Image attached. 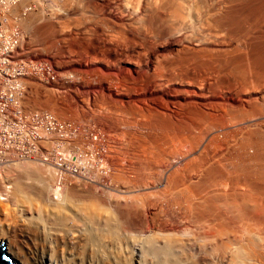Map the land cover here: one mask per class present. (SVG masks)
<instances>
[{
  "label": "bare ground",
  "instance_id": "1",
  "mask_svg": "<svg viewBox=\"0 0 264 264\" xmlns=\"http://www.w3.org/2000/svg\"><path fill=\"white\" fill-rule=\"evenodd\" d=\"M64 2L65 12L76 13L74 28L94 63L117 68L124 64L160 86L177 84L184 93L206 99L211 75L225 69L221 61L228 56L231 75L217 71L224 85L233 77L236 82V76L263 85L264 46L258 45L263 40L252 42L257 51L245 52L252 54V61L241 54L245 50L239 56L225 51L238 45L244 49L255 39L253 33L264 32V0ZM216 53L224 57L212 58ZM262 87L258 95L264 99ZM231 89L225 90L226 100H232ZM232 101H224L222 112L200 109L190 121L176 123L164 113L139 121L148 130L172 129L176 134L147 137L154 139L155 155L139 144L134 154L137 159L139 153V163L129 172L92 167L89 156L77 153L67 156L74 164L82 158L87 170L61 168L48 155L41 159L47 163L24 161L39 155L38 141L61 140L63 132L52 136L42 125L22 122L15 142L10 130L17 123L4 124L0 168L13 166L16 175L12 183L0 176V248L14 264H264V122H246L239 132L236 122L244 115L237 121L235 115L225 117L232 113ZM64 124V132L73 127ZM10 199L12 214L7 210Z\"/></svg>",
  "mask_w": 264,
  "mask_h": 264
},
{
  "label": "rangeland",
  "instance_id": "2",
  "mask_svg": "<svg viewBox=\"0 0 264 264\" xmlns=\"http://www.w3.org/2000/svg\"><path fill=\"white\" fill-rule=\"evenodd\" d=\"M28 1L30 0L23 1V4ZM32 2L33 5H31ZM21 3L17 4L16 7L15 6L13 7L11 11V15L9 17V22L15 23L18 26L21 34L23 35V42L21 43V46L18 49L17 55L21 58L46 60L47 63L52 67L51 68L52 73L55 74V77H52L51 79L50 78L40 79L38 77H30L25 79L24 80L25 93L21 101V106L23 110L27 112L30 111L37 112V111L45 110L46 112H49V114L55 115L61 122L71 123L73 126L72 129H66L65 132L63 131V136L61 140L59 139L55 141L49 139L46 141L45 139H43V141L42 140L38 141L40 150L37 152V155L38 154L39 155L37 157L35 156L36 158L26 159L24 161L29 160V161H35V162L38 161V162L47 163L46 161H44V159L43 160L41 159L42 156L43 158H45L48 155L47 157L50 156L52 160H55L54 162H59L60 163L59 166L61 168L71 167L77 171L78 170L83 171L86 169V165L84 161L83 162L80 161L82 160V158L79 161H77V163L74 164L72 163V159L70 158L71 156L70 157L67 156V154L74 155L73 153H77L84 155L86 154L87 156H89L87 158H89V160L90 159L92 160L91 161L88 160L87 163H89V165L92 167L95 166L96 168L98 165V167L99 168L101 167V169L118 168L129 172L135 167H137L136 165H138L139 163L140 160V158L138 159L139 153L137 159L135 156L136 153L139 152V150L141 149L139 148V144L143 143L146 146L147 150L150 151L151 154H153L156 151V145L153 138H156L159 135L166 136V135H172L173 133H174L173 135L176 134L175 132H173L174 130L172 131V129L161 130L159 128L157 129L151 128L150 130H148V128L142 126L140 127V125L138 124L139 121L141 123L142 119L147 120L150 118H151L150 120H153L155 117H157L159 113L160 114L164 113L167 118L171 120L173 119L172 121L175 120L190 121L191 119H193L198 115L196 111L198 112V110L200 109H203L204 111L206 110L212 111L214 113L215 111L222 112L223 106H225V104L227 105L235 98L234 96L235 93H237L235 94L237 97L235 100L232 101L233 109L232 106H230L231 109L230 107L228 108L232 113L229 112L230 114H228V116L225 117L228 118L230 117V115L231 116L235 115L237 117L235 119L236 121L238 120V117L239 118L243 117L239 119L238 122H236L239 127L238 128L239 130L238 129L237 130L239 132L242 131L243 130L242 126L248 125L247 124L248 122L249 124L252 121L253 122L255 121V123L264 122V111H263L264 99H261L258 95L259 93L258 90L263 88L262 86H264V82L262 86H259L261 85V82L258 83L257 81H253L252 79H250L251 82L249 80L246 81L247 82L249 81L251 85L249 84V82L247 85V83H245L246 81L242 77L241 78L245 82H242V79L239 78V76H236V78L234 79V80L237 79L236 82L233 81L234 78L233 77L231 78V80L229 79L228 81H226V84L224 85L223 82L225 83V81H222L223 79L220 80L222 78L220 74L224 75L225 73V76H230L231 75L230 73H232V64L230 63L231 61H229L228 59L229 57L228 56L224 57V55L221 56V54L224 53H220L219 54L220 56L217 53L214 56L212 55V58L214 57L215 59L216 57H218L217 59H222V57H224V59H222L221 61V66L224 65L226 66H224L225 69L223 67L222 68L220 67L221 69H218L222 73L219 74L218 73L219 71L217 70L218 72L216 71L214 72V75L213 74L211 75L212 78L210 79L218 84L213 83L209 79V81L212 83V84L210 83L211 87L209 85V89H208L209 98L206 97L207 100L204 98L201 99L191 93H186V92L184 93L183 89L177 84H173V85L169 84L168 87L160 86L154 79L152 80V78H150L149 76H138L135 72L129 70L128 67L124 64H121L120 66L121 68H117L113 66L107 67L105 65H102L101 63L92 62L91 59L92 57L90 53H87L85 50L84 47L85 43L81 42L80 36L79 34H77L78 32H76L77 29L75 28L77 27V25L76 26L73 25L75 18L77 17L76 13L73 10H70L71 12L69 11L71 14L69 12L64 11L65 10L64 0H39V2L31 0L28 4L25 3L24 6ZM27 6L29 7L32 6V8H30L28 11L22 14L23 8ZM62 10L67 15L63 13ZM68 16L69 17L71 16L72 18H68ZM67 21H72V23H70V25H65L66 26L65 27L64 24ZM49 23L52 25L53 28L50 27L51 25H47ZM48 26L50 27V31L47 30L49 28ZM63 26H64V30H67L68 32L67 31L65 32L63 30ZM43 29L44 31L46 29V31L42 32ZM75 32L77 35L75 34ZM63 34L65 35V37L63 36ZM253 34L251 36L255 37V39L249 42V44L245 47L246 49L245 48L240 49L238 45L236 47H239V50L242 51H238L235 47L232 48L231 51L229 52L225 51V54L230 55L231 54L230 52L233 51H234L233 53L235 54V51H237L235 54L236 56L241 52H243V50H245L243 52L244 54L243 53L241 54L244 55V57H246L247 56L246 54H248L249 51H253V50L257 51L256 49L257 46L254 45L255 47L254 48L252 46V42L255 41V43H257L258 42L257 40L260 39L259 41L263 40L264 43V36H263L264 32L263 33L258 32L257 34H254V36ZM263 43L260 42L259 44L258 42V45H260V47H263L264 46ZM234 54L232 56H234ZM251 55L252 54H250L247 57L249 58ZM251 57L247 59L249 61H252L254 58ZM224 60L225 62L227 61L228 63L227 62L224 63ZM123 68L124 69L127 68L128 70H124ZM228 73L230 75H226ZM216 75H220L219 77L217 76V79L219 78L218 80L219 82L216 81L217 80ZM38 76L40 75L38 74ZM122 76L124 78H122ZM239 79L241 81H239ZM240 82H242L243 84L245 83L246 85L245 84L243 85L242 83L240 84ZM227 83H231V84H227ZM230 86L233 87V89L231 90H233L235 93L232 92L233 93L231 97L232 100L231 99L226 100L224 93L226 92L225 90H228V87L230 90L231 88ZM257 86L261 88L259 89ZM213 90H215V92ZM211 92H214V94L212 93L211 96H209ZM208 100H210L212 104L207 105L205 101ZM218 102L222 103L221 106ZM241 104L244 106H242ZM254 104L256 105V107L253 106ZM248 108L252 112H254L255 110L254 108H258L260 112L258 109H256L257 112L252 113L254 114L252 115L254 118L252 116H249L250 118L249 117L247 118V116L251 114V111ZM148 109H150L151 111H149ZM203 110H201V112ZM241 111L243 112V114ZM135 112L137 114H135ZM247 112L249 114H247ZM133 113L136 116H134ZM191 114L192 115L195 114L193 115L194 117ZM255 114H257L258 116ZM261 114L262 116H260ZM242 122L245 124H242ZM163 130H165L166 132L168 131V133L165 134L166 132H164ZM237 130L235 132H237ZM195 132L193 133V135H195ZM68 134H72L73 137L71 139H67L65 135ZM149 136L153 138L152 139L147 138ZM94 156L97 157L95 158ZM10 167L11 166H7V167L5 166L4 168L3 167L0 168V176L1 178L4 177L2 179L0 178L1 181L2 180L6 181L7 179L10 181V183H12L15 180L16 170L13 166L11 168ZM10 200L11 201H9V203L7 204L10 207L7 206V210L8 211L11 210L9 214H12L11 212L13 209L11 208V206L13 201L12 199ZM12 207H14V205Z\"/></svg>",
  "mask_w": 264,
  "mask_h": 264
},
{
  "label": "built area",
  "instance_id": "3",
  "mask_svg": "<svg viewBox=\"0 0 264 264\" xmlns=\"http://www.w3.org/2000/svg\"><path fill=\"white\" fill-rule=\"evenodd\" d=\"M19 1L0 0V127L3 128L4 124L8 123H17L10 130L15 132V142H17V138L22 133V129L19 128L22 122L33 126L42 125L46 133L52 136L61 134L65 128L62 125L63 122H56L53 115L45 110L25 113L18 106L25 90V84L22 80L30 77H38L40 79L55 77L51 66L46 60L21 58L17 55V51L23 41V35L15 23L9 22V17L12 8ZM24 13L22 12V14ZM64 125L71 126L69 123ZM53 129L57 130L54 131ZM1 134L7 133L0 130ZM65 136L67 139L73 137L72 134Z\"/></svg>",
  "mask_w": 264,
  "mask_h": 264
},
{
  "label": "water",
  "instance_id": "4",
  "mask_svg": "<svg viewBox=\"0 0 264 264\" xmlns=\"http://www.w3.org/2000/svg\"><path fill=\"white\" fill-rule=\"evenodd\" d=\"M0 264H14L11 259L4 254L2 247L0 248Z\"/></svg>",
  "mask_w": 264,
  "mask_h": 264
}]
</instances>
